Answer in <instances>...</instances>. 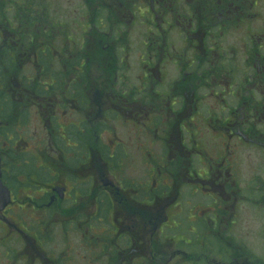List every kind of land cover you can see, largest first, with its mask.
I'll use <instances>...</instances> for the list:
<instances>
[{
	"label": "flooded vegetation",
	"instance_id": "af4514ba",
	"mask_svg": "<svg viewBox=\"0 0 264 264\" xmlns=\"http://www.w3.org/2000/svg\"><path fill=\"white\" fill-rule=\"evenodd\" d=\"M56 1L0 0V264H264L210 236L255 194L240 150L264 153L257 1ZM184 206L196 239L171 234Z\"/></svg>",
	"mask_w": 264,
	"mask_h": 264
},
{
	"label": "rangeland",
	"instance_id": "374dc122",
	"mask_svg": "<svg viewBox=\"0 0 264 264\" xmlns=\"http://www.w3.org/2000/svg\"><path fill=\"white\" fill-rule=\"evenodd\" d=\"M37 1L38 0H33L34 3H36ZM256 1H257V5L252 11L253 17H252V22H251V29H252L253 37L255 39H257L258 36H261V33H264V0H256ZM50 2H52V5H54L53 4L54 0H50ZM76 3L77 2L74 0L56 1V10L54 11L56 12L59 18L68 19L69 18L68 15L71 13V9L73 8V5L76 7ZM3 8H4L3 6L0 7V10H1L0 24L3 23L4 21L3 15L6 14L4 12L5 9ZM9 15H12V13L10 12ZM233 34L234 32H231L227 34L228 36L224 37V40H223L224 46L226 47L230 46V40L233 39L234 37ZM33 44L36 45L35 41L33 42ZM33 44H31V46H33ZM26 55H28V50L26 51ZM24 57L25 56L23 55L20 59L16 61H19L22 64L23 61L21 59ZM132 65L136 67V65L134 64ZM17 66L20 67V64ZM92 69L94 70V68ZM22 71L30 77H33V76L35 77V74L34 75L30 74L31 72L28 70V66L26 67L24 66ZM131 73L132 74L136 73V68L134 71H130V74ZM130 83L133 84V81H130ZM214 103H218L219 106L221 104L218 99H216ZM216 109L218 110V107ZM28 117L29 118L27 120V123H29L30 125V120L32 118V115L28 114ZM117 130H118L117 132H120L119 129ZM211 139L212 138L210 137V139L207 140L209 145L211 143L210 141ZM238 156H239L238 159L240 162V168L242 171L243 178L249 180V182H246V183L250 185L249 187L253 189L252 192L255 194L254 196L253 194H251V197H250L251 199L246 198V196L242 198H238L237 203H236V207H237L236 223L237 225L235 229H233L234 234L225 233V236H224L222 234H219L218 231H215V235L214 233H212L210 236L213 235L216 238L218 237L228 238L229 236L233 238L235 236L237 238L238 243L240 244L246 243L248 247L250 248L251 253L253 255H257L260 257L264 255V212L260 211L261 204L260 206H256L255 202L258 201V198H256L258 191H261L264 194V182H263L264 181V153L261 150L253 146L252 147L246 146L240 150ZM194 162L196 163L195 160ZM136 163H137L136 165H133L127 168L128 173L131 175H135V176H143L144 170H143L142 163L139 164V161H136ZM253 179H255L256 181L252 182ZM189 190L191 193V189ZM187 191H188V188H187ZM187 197H188V192H187ZM198 197L199 196L196 195L195 197L191 198L189 195V202H191L192 204H195L197 202L196 200L198 199ZM254 198H256V200H254ZM193 213L194 211L192 210V214ZM186 218L187 216L185 213V206H184V212L180 216L177 217V221L181 223L180 226H178L176 229L171 231V234H173L175 239H183V238L196 239L200 235L201 230L199 229L197 224L194 223L192 225L189 224V226H187L184 220ZM191 220L192 218L190 217V221ZM61 236L62 234L56 232L55 237H61ZM68 236H69L68 238L72 240H76V241H78L77 240L78 237H83L81 236L80 233L77 234L76 232L75 233L69 232ZM70 243H73V241H70ZM189 251L191 250L189 249ZM76 253L78 256V255L84 254L85 251H83L80 246H77ZM78 263L85 264V262H82L80 260L78 261Z\"/></svg>",
	"mask_w": 264,
	"mask_h": 264
},
{
	"label": "water",
	"instance_id": "95a60500",
	"mask_svg": "<svg viewBox=\"0 0 264 264\" xmlns=\"http://www.w3.org/2000/svg\"><path fill=\"white\" fill-rule=\"evenodd\" d=\"M8 202H9V192L3 186L0 180V210H2L4 206L8 204Z\"/></svg>",
	"mask_w": 264,
	"mask_h": 264
}]
</instances>
